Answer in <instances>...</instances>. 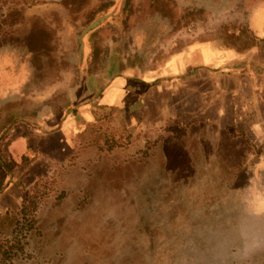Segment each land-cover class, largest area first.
<instances>
[{"label":"rangeland","instance_id":"obj_1","mask_svg":"<svg viewBox=\"0 0 264 264\" xmlns=\"http://www.w3.org/2000/svg\"><path fill=\"white\" fill-rule=\"evenodd\" d=\"M262 6L0 0V190L20 191L0 215V264H264V136L247 131L262 117L239 84L220 87L225 61L208 65L210 55L237 67L254 58ZM191 55L211 82L192 89L181 74L164 124L134 100L100 104L112 71L156 82ZM66 110L78 131L50 148L46 121ZM18 138L32 148L25 159Z\"/></svg>","mask_w":264,"mask_h":264},{"label":"crops","instance_id":"obj_2","mask_svg":"<svg viewBox=\"0 0 264 264\" xmlns=\"http://www.w3.org/2000/svg\"><path fill=\"white\" fill-rule=\"evenodd\" d=\"M256 25H255V34H256V45L254 46L253 51L251 54H254V58H251L250 55H246L243 57L245 59V64L237 67L235 66V59L233 60L232 57L227 58H220V56H211L208 58L210 59V63L208 65L213 66V64H218L219 62H224L226 64V68H228L227 74H230L231 78L227 79L224 82H221L220 87H222V90H229L231 89L230 85L239 84L242 88L240 89L243 92V95L240 99H243L245 95V100L250 104V107L255 106V115L262 117L258 122L250 127L247 128L248 133L250 136H252V139L256 140L257 136H264V6L260 7L258 12H256ZM179 54V55H178ZM183 55L181 52L175 54L174 56H180ZM194 55H191L189 62L183 66L182 64H176L174 63L173 66L175 68L176 73L173 72H166L160 73L158 77H164L169 76L170 78H159L156 82L151 81L150 79H145L142 82V84H137L135 81V73L130 72V70L125 71H112L110 76L108 77L109 82L111 83L104 88V90L100 89V104H105V101H103V98L106 94L113 95L114 98L111 104H117L121 105L122 102H126L127 104L132 103L134 100V111L142 112L144 115L147 116V120L152 123V120L159 125H162L166 122L168 112H167V101L170 97L169 94L173 93V99L175 97V91L178 90V88L181 86L183 78L180 76L181 74L186 73L185 75V84L190 85L193 89V85L195 87L199 86V80L204 79L201 83L203 84L204 81H207L209 84L211 81L210 79L206 78L204 75L200 74L205 69H207V65H201L198 66L196 62L198 60L193 59ZM217 57V58H216ZM177 59V58H176ZM243 59V60H244ZM241 60V61H243ZM180 61V60H179ZM247 61H250L251 64H246ZM168 65V67H169ZM190 66V67H188ZM249 66H252L254 68L253 75H241L237 78L236 72L239 69L241 73H246L250 69ZM186 67V71H182V68ZM200 67V69H198ZM235 67L234 69H232ZM246 68L245 71L243 68ZM191 69V70H190ZM242 69V71H241ZM152 71L150 72V74ZM134 74V75H133ZM206 79V80H205ZM155 82V83H154ZM186 82H189L186 83ZM146 83V86L143 87V84ZM229 84V86H228ZM224 85V86H223ZM246 87H248V93L246 92ZM97 92H99V88L97 87ZM170 92V93H169ZM116 93V94H115ZM249 96V97H248ZM97 100V98H96ZM131 101V102H129ZM257 101V102H256ZM241 109V107H239ZM157 111V112H156ZM154 116L153 119L150 118L152 115ZM171 114V113H169ZM174 114V113H172ZM225 115V114H224ZM134 116V114H133ZM230 117L231 115H227ZM225 117L226 119L228 117ZM135 117V116H134ZM223 119V121L225 120ZM153 122V123H154ZM236 122V120H233L229 125H233ZM47 124H49V128L44 131L45 127L41 130L44 131L46 134H50V148L52 147V144H58L57 141L61 142L62 140H66V134L71 135L72 129L77 130L78 124L81 122L77 120L75 114H71L69 110H66L63 114H61V117L58 120H55L52 116H50V121H46ZM157 125V124H156ZM17 131L19 132H25V129L27 128L24 125H20L19 127H16ZM30 130L32 132H39L40 127L38 126H29ZM152 129L151 127L148 128V130ZM62 137H61V135ZM73 135V134H72ZM264 139V138H263ZM257 141V140H256ZM264 147V141L260 142ZM27 142L24 140L22 144V149L25 152L22 153H16L15 157H21L22 154H30V149H27ZM263 158V157H262ZM262 158L259 159V162L262 161ZM258 162V163H259ZM264 162V160H263ZM17 192H20L18 187L14 182H11L7 186L5 185L3 189L0 190V215L7 213V211L10 209V207L13 206V204L16 203V196Z\"/></svg>","mask_w":264,"mask_h":264},{"label":"flooded vegetation","instance_id":"obj_3","mask_svg":"<svg viewBox=\"0 0 264 264\" xmlns=\"http://www.w3.org/2000/svg\"><path fill=\"white\" fill-rule=\"evenodd\" d=\"M23 140L22 139H20V138H18L16 141H14L13 143H12V147H14V155H16V153H22V152H25L23 149H22V144H23ZM27 149H30V152L32 151V148H31V146L29 145V143L27 142ZM12 147H10V151L12 150ZM11 153H12V151H11ZM13 154V153H12ZM29 154H22V155H20L21 157H22V159L24 158H26V156H28ZM31 159V158H30ZM33 159H35L34 157H33ZM23 207H24V205L22 206V210H23ZM21 210V211H22Z\"/></svg>","mask_w":264,"mask_h":264},{"label":"trees","instance_id":"obj_4","mask_svg":"<svg viewBox=\"0 0 264 264\" xmlns=\"http://www.w3.org/2000/svg\"><path fill=\"white\" fill-rule=\"evenodd\" d=\"M23 209H24V207H23Z\"/></svg>","mask_w":264,"mask_h":264},{"label":"water","instance_id":"obj_5","mask_svg":"<svg viewBox=\"0 0 264 264\" xmlns=\"http://www.w3.org/2000/svg\"><path fill=\"white\" fill-rule=\"evenodd\" d=\"M97 22H98V21H97ZM97 22H96V23H97Z\"/></svg>","mask_w":264,"mask_h":264}]
</instances>
